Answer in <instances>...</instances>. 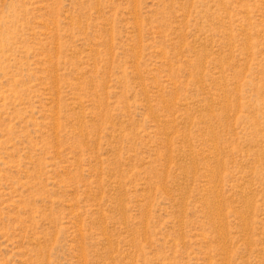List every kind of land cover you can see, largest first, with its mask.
<instances>
[{
	"label": "rangeland",
	"instance_id": "rangeland-1",
	"mask_svg": "<svg viewBox=\"0 0 264 264\" xmlns=\"http://www.w3.org/2000/svg\"><path fill=\"white\" fill-rule=\"evenodd\" d=\"M0 264H264V0H0Z\"/></svg>",
	"mask_w": 264,
	"mask_h": 264
}]
</instances>
